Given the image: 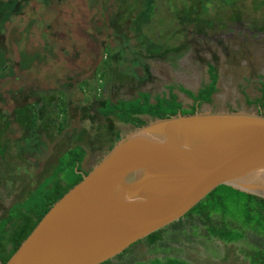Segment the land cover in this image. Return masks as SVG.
Returning <instances> with one entry per match:
<instances>
[{
  "label": "rangeland",
  "instance_id": "374dc122",
  "mask_svg": "<svg viewBox=\"0 0 264 264\" xmlns=\"http://www.w3.org/2000/svg\"><path fill=\"white\" fill-rule=\"evenodd\" d=\"M0 30V65H8L0 73V219L51 176L65 151L81 146L89 172L134 129L97 112L106 99L142 91L153 102L173 86L189 109L194 102L178 87L196 93L212 65L217 92L197 110L256 113L246 99L260 95L264 79V0H0ZM204 225L182 220L158 247L143 241L130 263L122 255L109 264H250L247 252L264 251L250 231L227 244L208 238Z\"/></svg>",
  "mask_w": 264,
  "mask_h": 264
},
{
  "label": "water",
  "instance_id": "95a60500",
  "mask_svg": "<svg viewBox=\"0 0 264 264\" xmlns=\"http://www.w3.org/2000/svg\"><path fill=\"white\" fill-rule=\"evenodd\" d=\"M221 185L264 199L263 114L151 120L57 200L4 264H103Z\"/></svg>",
  "mask_w": 264,
  "mask_h": 264
},
{
  "label": "trees",
  "instance_id": "16d2710c",
  "mask_svg": "<svg viewBox=\"0 0 264 264\" xmlns=\"http://www.w3.org/2000/svg\"><path fill=\"white\" fill-rule=\"evenodd\" d=\"M0 32L2 33L1 30ZM7 68L6 62L2 61L0 73L6 72ZM207 74L208 83L196 93L178 87L194 102L189 109L182 107L177 95L172 92L174 87L168 86V94L155 95L153 102L149 93L139 91L134 98L129 100L113 102L106 99L97 112L105 118L115 117L124 124H130L133 128L141 127L147 123L142 116H148L154 120L174 116L178 112L183 115L194 114L199 105L211 103L212 95L217 92L218 74L214 66L208 65ZM261 93L262 96L259 99H246L247 103L262 106L264 91L261 90ZM113 146H110L109 150ZM84 158L85 150L81 146H75L65 151L59 157L51 176L35 189V192L23 203L12 205L7 216L0 219V264L9 260L50 207L81 181L83 175L86 174L81 169ZM213 213L221 217L223 223L220 227L210 225V215ZM193 216H199L204 224L208 225L206 229L208 238L212 237L225 243H231L244 239L245 232L250 231L264 239V199L228 186H218L184 217L192 218ZM226 222L235 223L237 227L229 228ZM164 232L165 229H161L150 234L144 240L148 244H154L162 239ZM247 254L250 264H264L263 250L254 248ZM107 263L108 261L103 264ZM149 264L189 263L181 259L169 258L165 261L155 260Z\"/></svg>",
  "mask_w": 264,
  "mask_h": 264
},
{
  "label": "flooded vegetation",
  "instance_id": "af4514ba",
  "mask_svg": "<svg viewBox=\"0 0 264 264\" xmlns=\"http://www.w3.org/2000/svg\"><path fill=\"white\" fill-rule=\"evenodd\" d=\"M85 173H87L86 171H84ZM195 218H197V219H199L200 221H203L199 216H193L192 218L190 217H183L182 219H180V220H178L177 222H174V223H172L171 225H169V226H167L166 228H164L165 229V232H167L170 228H174L175 226H177V225H179L180 224V222H182V220H185V219H188V220H190V219H195ZM210 221H211V226H217V227H220L221 225H222V223H223V221L221 220V217L218 215V214H215V213H213V214H211L210 215ZM226 224H227V226L229 227V228H236L237 227V225L235 224V223H228V222H226ZM204 228H205V231H206V229L208 228V225H204ZM193 231H194V229H192ZM184 232V231H183ZM246 232H249V231H246ZM245 232V233H246ZM185 233V232H184ZM260 237V236H259ZM212 238V237H211ZM245 238V237H244ZM262 238V237H261ZM164 237H163V235H162V239L160 240V241H157L156 243H154V244H148L144 239L143 240H141V242L139 241V243H135V244H133L132 246H130L124 253H122V254H120V255H118L117 257H120V256H122L123 255V257H125L126 259H127V262H131V260H132V257H129L130 256V252L132 251L131 249L134 247V246H137L138 244H140V243H142L143 241H145L147 244H148V247L150 248V249H153V248H156V247H158V244L159 243H161V242H164ZM212 239H216V238H212ZM218 240V239H217ZM242 240H244V239H242ZM242 240H239V241H242ZM219 241H221V240H219ZM239 241H235V242H231V243H237V242H239ZM221 242H223V241H221ZM223 243H225V242H223ZM227 244H230V243H227ZM148 248V249H149ZM117 257H115V258H117ZM170 257H167V258H164V259H161V258H153V259H150L148 262H144V261H134V263L133 264H149L150 262H152V261H155V260H161V261H165V260H167V259H169ZM178 259V258H177ZM182 260V259H181ZM111 262V260L110 261H108V263L107 264H109Z\"/></svg>",
  "mask_w": 264,
  "mask_h": 264
},
{
  "label": "crops",
  "instance_id": "0c3cea01",
  "mask_svg": "<svg viewBox=\"0 0 264 264\" xmlns=\"http://www.w3.org/2000/svg\"><path fill=\"white\" fill-rule=\"evenodd\" d=\"M261 86H262V87H261L260 90H259L260 95L257 96V97H255V99H259V98L262 96L261 90L264 91V79L262 80ZM255 99H253V100H255ZM251 105H255V106H256V113H252V114H258V113H261V114L264 115V113H262V111L264 110V102H263L262 106L259 105V104H258V105H256V104H251Z\"/></svg>",
  "mask_w": 264,
  "mask_h": 264
}]
</instances>
